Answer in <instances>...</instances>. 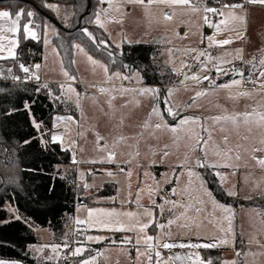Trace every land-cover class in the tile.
Wrapping results in <instances>:
<instances>
[{"label":"rangeland","instance_id":"obj_1","mask_svg":"<svg viewBox=\"0 0 264 264\" xmlns=\"http://www.w3.org/2000/svg\"><path fill=\"white\" fill-rule=\"evenodd\" d=\"M112 2L114 6L112 8L106 4L104 7L99 3L97 8V13H100L102 9H107L108 12L106 16L102 15L105 23V28L102 30L107 34L111 44L108 51L119 52L125 43L157 46L160 52L155 65L159 68L160 75L170 85L161 86L164 89L143 85V77L138 70L127 72L115 70L109 71L106 75L102 68L94 66L85 55L75 50L76 80L74 85L70 84L75 91L71 94V100H67L65 104L77 111L78 116L61 115L74 117V123L70 126V135L76 143L75 148L69 151L75 156L77 162L74 165L77 173V186L86 190L85 193L81 192L78 195L83 201L76 204L75 221L86 220L89 209L138 212L140 209L136 203L127 202L136 198L138 189L144 190L140 193L139 203L152 209V200L161 191V196H166L168 200L176 201L182 206L174 209L172 213L165 211L162 215L153 209L157 213L155 216L157 222L166 223L169 219L175 221L170 228L166 227L164 230L171 231V241L207 243L214 238L216 240L227 238L229 239L228 244L212 248L219 250L220 256L216 258L206 256V260L211 258L212 264H264V167L253 159V156L264 157V152L253 151L255 148L264 147L260 143L264 140V126L257 123L258 118H254L248 124L241 122L239 126L223 121L217 123L212 119V117L222 115L251 113L253 110L264 112V89L247 82H242L239 86L224 88L212 87L208 81L196 83L191 79L185 80V76L190 77L200 72L199 61L194 60L193 57L201 51L213 58L222 57L228 53L227 59H233L237 55V49L242 50L244 62L234 60L235 66L244 69L247 77L250 65L246 62L252 61L253 58L264 57V16L248 15L237 9V14L245 17L244 23L235 21L230 25L241 33L242 38H237L236 32L228 31L224 26L219 33L214 27H208L204 23L205 13L202 9L193 12L191 7L186 5L161 3L155 0L151 4L147 3V0L144 4L127 3V0H112ZM224 2L236 3L235 1ZM47 5H53L54 10ZM47 5L60 26L72 27L70 18L73 8L71 5ZM208 6L220 7L215 3ZM21 9L24 10L20 7L17 11ZM3 10H9L15 14L8 5L0 6V11ZM27 11L34 12L32 9L24 10L25 13ZM209 17L213 22L221 19L218 16ZM0 23L4 22L0 21ZM21 23L24 22L21 21ZM58 24L51 20L45 21L44 25L47 27H44L43 41H50V44L44 43L45 56L43 53L42 62L37 63L40 68L37 70L34 64L31 70L37 73L39 78L55 79L59 81L58 84L67 87L69 80L63 75L65 68L61 64L62 59L60 55L57 56L52 52L53 48L57 50L53 37L60 32ZM34 30L39 38L38 29L35 27ZM209 36H212L214 41L231 37L233 42L221 47L215 43L210 44ZM20 37L21 35L17 37L18 46ZM117 44L121 47L116 48ZM17 50L18 47L16 53ZM88 54L93 56L89 52ZM93 58L99 64L108 66L106 61L94 56ZM200 59L207 61V56L200 57ZM208 66L211 68L212 64L209 63ZM222 66L230 67L228 64ZM259 67L258 65V70ZM115 72H120L122 75H128L131 72L134 78L131 81H121L115 77L109 79V76ZM137 74L139 82L135 78ZM210 75L216 85L230 84L232 79H239V77L230 75H220L215 71ZM101 87L109 91L102 93ZM120 87L131 89V91L126 93L111 91ZM145 87L159 88L162 94L172 89L169 96L170 106L180 111L183 116L201 117L202 120L199 123L185 125L183 129L173 133L165 127L157 130L155 124L160 122L159 117H152L151 125L145 128L144 124L149 120L152 108L157 105L151 94L137 93L136 90ZM202 91L208 94L196 98V93ZM244 92L250 95H240ZM77 94H79V107H77ZM55 116L54 134H63L66 130L65 124L61 121L57 126ZM77 132L81 135H77ZM98 135L103 137L100 145H106V148L98 146ZM121 137L124 139L121 140ZM201 137L207 140L203 146L207 153L204 162L209 165L215 164L216 168L196 167L197 160L202 157L200 147L197 145V138ZM61 145L64 148L68 147L66 142ZM109 152L115 154L114 163L91 162L103 160ZM222 165L230 166L223 167ZM121 168L124 169L123 172L120 171ZM109 171L115 175L108 176L106 173ZM189 171L195 175L189 177ZM208 176L213 177L225 192L229 190L236 192L237 195L230 197L234 198L239 205L234 207L220 202L210 187ZM85 184L91 187H85ZM107 184L114 185L115 194L112 196L98 195ZM157 185L160 190L158 194L154 187ZM170 189H175L177 194L173 195ZM149 190L153 191L151 199ZM205 191L212 192L213 196L208 197ZM213 199L216 204L229 207L231 213H225L220 207L214 205ZM200 200L204 203H199ZM159 201H161L160 198ZM168 207L171 205L169 204ZM197 208L201 211L197 212ZM7 209L16 217L14 208L7 206ZM226 215L232 217L231 227L234 233L228 237H225V233L221 231L222 227H228ZM177 217L180 219L177 220ZM122 219L126 225L132 223L130 218L122 217ZM73 223L74 221H69L64 236L54 240L50 239L53 233L49 229L34 226L33 231L38 242L28 247L31 257L40 264L51 261L46 259L48 256L55 255L50 247H45L42 251L36 249L45 245L63 243L66 236L69 238ZM78 225L81 229L88 228L87 225ZM146 231L147 235L153 237L160 235V230L153 227ZM86 232L88 235L105 238L101 243H92L101 244L98 251L102 255L97 257V264H144L142 256L137 254L134 257L133 255V250L137 252V248L140 252L144 251L143 244H135L136 232H112L99 227L88 229ZM118 236L121 239L120 243L115 239ZM125 237L134 238L133 243L124 245L122 241ZM92 244L89 245L92 252L85 253V256L96 255L97 251L94 252L96 249ZM182 249L187 248H174L168 252L163 251L165 249L162 248L159 250L162 259L167 260L173 254L178 255ZM194 250L199 253L198 249ZM59 255H63V250ZM78 259L80 258L75 257L74 262L59 258L53 260L54 264H75ZM8 262L28 264L20 261ZM174 264H182V262L175 261Z\"/></svg>","mask_w":264,"mask_h":264},{"label":"trees","instance_id":"obj_2","mask_svg":"<svg viewBox=\"0 0 264 264\" xmlns=\"http://www.w3.org/2000/svg\"><path fill=\"white\" fill-rule=\"evenodd\" d=\"M47 4H68L73 8L70 18L72 27L60 26V32L53 41L61 55L64 68L76 75L74 63L76 42L94 57L107 62L109 71L123 72L138 70L143 77V84L153 87L170 85L160 75L155 65L159 48L152 44H127L114 53L116 63H111L107 52L97 51L79 31L88 27L97 36L107 34L89 19L97 14L98 0H0V6L8 5L16 13L17 9H32L34 22L39 31V39H25L21 35L17 50L19 61L14 59L0 61V69H11L16 77L22 75L17 63L33 66L43 60V32L46 20H56ZM90 6V8H89ZM25 16L22 22H26ZM108 51V50H107ZM123 53V55H121ZM128 65L129 67H123ZM164 81V82H163ZM44 84L21 82L12 75L7 78L0 74V259L20 261L28 264H40L33 259L28 247L38 242L33 227L49 229L55 239L62 238L66 232L69 217L74 215L78 200L76 169L72 164L70 151H63L60 144L50 142V132L55 115H75L77 111L65 102H56L48 95ZM59 95V84H48ZM40 88L37 92L36 89ZM161 89H164L161 87ZM31 104V111H26ZM33 120L42 124L37 129ZM44 139L45 142L42 141ZM30 141V142H27ZM210 187L216 198L226 204L237 207V201L226 192L213 178L208 176ZM115 194L113 184H107L98 193L101 196ZM83 201V200H82ZM7 206L14 208L16 216ZM98 251L101 244L93 246ZM207 257L220 256L219 250L206 249ZM51 264V263H42Z\"/></svg>","mask_w":264,"mask_h":264},{"label":"snow or ice","instance_id":"obj_3","mask_svg":"<svg viewBox=\"0 0 264 264\" xmlns=\"http://www.w3.org/2000/svg\"><path fill=\"white\" fill-rule=\"evenodd\" d=\"M154 0H147V3L151 4ZM155 2H161V3H168V4H180V5H186L191 7V10L193 12H198L201 9L205 13L204 16V23L212 28L214 27L219 33L222 29V26H224L225 29L228 31L236 32L237 38H242L241 33L235 29V27H230V25L233 24L235 21H239L241 23L245 22V17L240 16L237 14V9L243 11L245 8L244 3H225L224 0H213V2L217 5H220V7H212L208 6L207 0H155ZM98 3L101 5H108L109 8L114 7L112 0H98ZM127 3H139L144 4L145 0H127ZM247 4H253V5H260L264 6V0H246ZM49 8L54 10L53 5H47ZM119 10V9H116ZM108 14L107 9H102L100 13L95 14L94 19H89L88 23L92 24L94 23L98 28L104 29L105 23L102 20V15L106 16ZM211 16H218L221 17L218 22H213L209 15ZM27 17L26 22L21 23L22 19L24 17ZM34 16L35 13L33 11H27L26 13L24 10H19L15 14H13L9 10H3L0 11V21L4 23H0V59L7 60V59H14L19 61V57L16 53V49L18 47V35H22L25 39H32L34 41L38 40L37 32L34 30L37 25H35L34 22ZM170 18V17H166ZM44 27H47V25H44ZM81 34L87 38L88 42L97 50V51H105L107 52V56L109 57L111 63L115 64L116 60L114 58V53L111 51H107L111 44L109 42V39L106 37L97 36L95 32L91 31L88 27H82L79 29ZM208 41L210 44L215 43L218 46H224L229 45L233 42L232 38H226L220 41H214V38L212 36L208 37ZM46 44H50V41L44 40L43 41ZM72 47L79 53H82L87 57V60L91 62L94 66H98L103 69L104 73L106 75L109 74V67L107 65L99 64L97 60L93 58V56L89 55L87 50L80 44L75 43L72 45ZM121 45L117 44L116 48H120ZM237 55L233 59H227L229 56L228 53H225L222 57H216L213 58L208 53L201 51L198 55L194 56L193 59L199 61L200 65V72L198 74H193L190 77L185 76V80L191 79L192 81L196 83H202L203 81H208L209 85L212 87H224L229 88L232 86H239L242 82L251 83L255 87H259L260 89H264V57L260 58H253L252 61L246 62L250 65L249 68V75L245 76V71L242 68H238L235 66L234 60H240L243 61L242 56V50L237 49ZM52 52L59 56V52L55 48L52 49ZM7 53V55H4ZM123 55V53H121ZM207 56V61L201 60L200 57ZM70 63H75V61H70ZM211 63L212 67L210 68L208 64ZM61 64L63 62L61 61ZM228 64L230 65L229 68H225L222 65ZM258 65L259 70H258ZM18 68L25 74L24 79H35L39 80V76L37 73L32 72L31 68L33 66H27L24 63H17ZM34 67L38 70L40 68L39 64L34 65ZM123 67H129L128 65H123ZM185 67H189V65H185ZM215 71L216 73L220 75H230L233 77H239V79H232L230 84H224V85H216L214 83L213 77L210 75L211 72ZM0 74H3L5 78H7L8 75H12V78L15 80L22 79L21 77H16L14 74L11 73V69H0ZM63 75L69 80V81H75L76 77L72 75L68 70H63ZM112 77H115L116 79H120L121 81H131L134 77L131 72H129L128 75H122L120 72L112 73L109 76V79ZM137 81L139 82V76L138 74L135 77ZM44 89H48L47 94L52 96L53 100L56 102H66L67 100H71L72 96L71 94L75 91V89L69 84L67 87L65 85H58L59 88V95L54 93L50 88L48 84H44L42 86ZM37 92L40 91V88L36 89ZM100 91L102 93L109 91L104 89L103 87L100 88ZM111 91L114 92H120V93H126L128 91H131V89L120 87L118 89H112ZM138 94L140 95H148L151 94L152 98L156 100L157 105L152 108V111L150 113V118L148 121L145 122L144 127L147 128L151 125V118L152 117H159L158 123L155 124V128L159 130L161 127L169 128L170 131L173 133L178 132L179 130L183 129L185 125L195 124L199 123L202 118L201 117H188L181 115L180 111H176L173 109V107L170 106V100L169 96L172 93V89L166 90L163 94L161 93V90L159 88H149L145 87L142 89L136 90ZM208 93L206 91L197 92L196 98H199L201 96L207 95ZM240 95H250L248 92L240 93ZM79 94H77V107H79ZM195 100V98H194ZM111 103V101H109ZM187 107H191V105H187ZM26 111H31V104H29L28 108H26ZM170 118V120H169ZM254 118L257 119V123H259L261 126H264V112H257L256 110H253V112L248 113H242V114H235V115H222V116H216L212 117V119L220 123L223 122H230L235 126H239L240 123L248 124L253 121ZM55 121L57 122V126L59 125V122L63 121L66 127V130L63 132V134H52L51 135V143L54 144H61V143H67L68 147L63 148V151H68L70 149L75 148V140L72 139L70 135V126L74 123V117L72 116H61L56 115ZM33 123L35 124V127L39 130L40 124L33 120ZM201 127L203 128V125L201 124ZM204 131H207V129H203ZM77 135H81V133L77 132ZM103 139V137L97 136V144L101 148H106V145H100V141ZM124 138L121 137V140ZM30 142V141H27ZM207 143V140L204 138H197V145L200 147V150L202 152V157L197 160L196 167L199 168H216L217 165H209L204 162L206 159L207 153L204 151V144ZM262 145H264V140L260 142ZM195 150V149H194ZM254 152H264V147L255 148L253 150ZM219 154V153H217ZM167 155V153H165ZM237 159L239 157L237 156ZM253 159H256L258 164L261 167H264V157H255L253 156ZM115 160V154L109 152L108 155L103 160H94L91 161L92 163H114ZM73 161H75V156H73ZM223 167H229L230 165H222ZM121 172L124 171L123 168L120 169ZM108 176H113L115 173L113 172H107ZM189 177L194 176L195 174L191 171L188 173ZM219 175V173H217ZM128 176H131V173H128ZM222 179H226L224 177H221ZM171 183V181H169ZM85 187H91L90 185L85 184ZM156 194L159 193L158 185L154 186ZM203 187V185H201ZM144 191L143 189H138L137 196L135 199L127 201L128 203H136L138 209H140L138 212H116V211H105L103 209L100 210H88V218L86 220H76L77 224L81 225H87L88 228L78 230L75 234L80 235L81 232H86L88 229L91 228H97L112 231V232H136L137 237L135 238V244L141 245L143 244L144 251L140 252L139 248H137V254L138 256H142L144 258V264H174L175 261L185 262L189 261L192 262V264H212L211 258H209L208 261L203 260L198 253H189L187 255L181 256L173 254L170 256L167 260L162 259L161 257V251L159 249H166L171 250L174 248H189V249H200V248H206V249H212L219 247L221 245H226L229 243V239L227 238H221L219 240H216L215 238L211 242L207 243H184V242H173L171 241L172 233L171 231H164L166 227H169L175 223L173 219H169L166 221V223H159L156 221L155 216L157 215L156 212L153 211V209H158L159 214H163L165 211H168L169 213H172L174 209L177 207H182L181 205H178L176 201H170L167 199L166 196H161L160 199L163 201L162 204H157L155 200H152V209L146 208L143 205L139 203V196L140 193ZM172 191L173 195H176L175 189H170ZM205 194L208 197H212L213 193L210 191H205ZM153 195V191L149 190V198L151 199ZM226 195L228 196H235L237 195L234 191H227ZM199 203H204L203 200L198 201ZM213 204L217 207H220L225 213H231V209L229 207H226L224 205L216 204V201L213 199ZM171 205V207L166 208V205ZM197 212H200L201 209L197 208ZM183 215V213L181 214ZM122 217H127L132 220L131 224H125ZM16 219H19V216L15 217ZM177 220L180 219V217L176 218ZM225 219L228 221V227L227 228H221V231L225 233V237H228L230 234L234 235L233 229L231 227V215H226ZM150 227L156 228L160 230V235L157 237H153L150 235H147V229ZM105 238L100 236H93V235H84L82 239H69L67 236L65 237L63 243L61 244H54L51 246L45 245L41 246V248L36 249L37 251H42L45 247H50L52 252L55 255L48 256L46 259L53 260V259H62V260H69L70 258L79 257L80 259L75 261V264H97V257L102 255L99 251H97L96 255H88L85 256V253H91L92 249L89 247L92 243H101ZM132 237H125L124 241L122 243L125 244H132L133 243ZM115 243V241H113ZM61 250H64V255L60 256ZM0 264H15V262H8L0 260Z\"/></svg>","mask_w":264,"mask_h":264},{"label":"crops","instance_id":"obj_4","mask_svg":"<svg viewBox=\"0 0 264 264\" xmlns=\"http://www.w3.org/2000/svg\"><path fill=\"white\" fill-rule=\"evenodd\" d=\"M224 1H231V2H233V1H235L236 3H244L245 4V6H246V9H244L243 11L244 12H246V13H248V15L249 14H252L253 16H256V17H258V16H264V6H260V5H253V4H247L246 3V0H224ZM207 2H208V5H212V3H214L213 2V0H207ZM104 7H106V5H104ZM239 10V9H238ZM56 46V45H55ZM57 48V47H56ZM45 51H46V49H45V44H44V56H45ZM57 51H58V49H57ZM59 52V51H58ZM59 55H60V53H59ZM60 57H61V55H60ZM62 59V58H61ZM64 66V65H63ZM24 74V73H23ZM39 81H41L43 84H58L57 82H59V81H56L55 79H50V78H39ZM67 83H69V84H71V85H74L75 84V81H67ZM60 85V84H59ZM144 85V84H143ZM150 87H153V86H150ZM40 129L42 128V124H40ZM54 118H53V127H52V130H51V132H50V139H51V135L52 134H54ZM42 141L43 142H45L44 141V139H42ZM60 146H61V148L63 149L64 147L60 144ZM69 151V150H68ZM71 153V152H70ZM71 157H72V164H73V166L74 165H76L77 164V162H74L73 161V155H72V153H71ZM76 160V159H75ZM114 165H116V164H114ZM114 165H112V166H114ZM122 166H124V165H122ZM126 167V166H125ZM113 168V167H112ZM114 169V168H113ZM126 169V168H125ZM115 170V169H114ZM76 186H77V179H76ZM81 192H83V193H85L86 192V190L83 188V187H80V186H77V197H78V195H79V193H81ZM161 191H160V193L158 194V195H156V198L154 199L155 201H156V203L157 204H162L163 203V201L161 200V201H159V198H160V196H161ZM78 200H79V203H81L82 202V198L81 197H78ZM77 204V203H76ZM167 206L168 205H166L165 207L167 208ZM77 207V206H76ZM76 207H75V209H76ZM156 211H157V213H159V210L158 209H156ZM74 221V223L75 224H77L76 223V221H75V213H74V215H72V216H70L69 217V221ZM73 223V224H74ZM72 224V225H73ZM78 225V224H77ZM52 232V231H51ZM53 233V232H52ZM51 240H54L55 239V236H54V233H53V235H52V238H50ZM115 239H116V241L118 242V243H120L121 242V239L119 238V236L118 237H115ZM124 245H128V244H125V243H123ZM92 245H97V244H92ZM197 250V249H196ZM199 250V253L198 252H196L194 249H189V248H187V249H182L181 251H179L178 252V255H181V256H184V255H187V254H189V253H198L202 258H203V260H205L206 261V256L203 254V250H206V249H204V248H200V249H198ZM213 250H215V249H213ZM163 251H166V252H168V250H163ZM165 252V253H166ZM87 254V253H86ZM133 255H134V257H136L137 256V252H136V250H133ZM37 261V260H36ZM38 263H39V261H37ZM48 263H51V264H54L55 263V261L54 260H51V261H47ZM186 262V264H192V262H189V261H185ZM44 263V262H43ZM42 264V263H41Z\"/></svg>","mask_w":264,"mask_h":264},{"label":"built area","instance_id":"obj_5","mask_svg":"<svg viewBox=\"0 0 264 264\" xmlns=\"http://www.w3.org/2000/svg\"><path fill=\"white\" fill-rule=\"evenodd\" d=\"M244 9H246V6H245ZM208 15L211 16V14H208ZM212 17H214V16H212ZM20 77L22 78V79H20L21 82H32V83H35V84H41L42 83L41 81L35 80V79H32V80L24 79L25 74H23V73H22V75ZM78 230H81V228L79 227V225H77V224L74 223L71 226V230H70V233H69V239H82L84 235H88L87 232H81L80 235H76L75 233ZM63 255H64V250H63ZM74 260H75V257L74 258H70L67 261L74 262ZM206 261H208V260H206Z\"/></svg>","mask_w":264,"mask_h":264},{"label":"water","instance_id":"obj_6","mask_svg":"<svg viewBox=\"0 0 264 264\" xmlns=\"http://www.w3.org/2000/svg\"><path fill=\"white\" fill-rule=\"evenodd\" d=\"M89 8H90V6H89ZM51 21H53V22H55L56 24H58L57 21L54 20V19H52ZM58 25H59V24H58ZM59 26H60V25H59ZM77 202H79V200H78Z\"/></svg>","mask_w":264,"mask_h":264}]
</instances>
